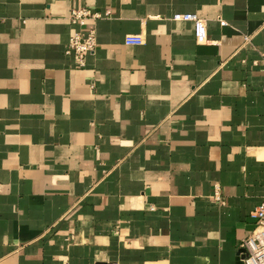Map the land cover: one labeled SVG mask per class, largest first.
Wrapping results in <instances>:
<instances>
[{
  "label": "crops",
  "instance_id": "obj_1",
  "mask_svg": "<svg viewBox=\"0 0 264 264\" xmlns=\"http://www.w3.org/2000/svg\"><path fill=\"white\" fill-rule=\"evenodd\" d=\"M263 198L264 0H0V264H243Z\"/></svg>",
  "mask_w": 264,
  "mask_h": 264
},
{
  "label": "built area",
  "instance_id": "obj_2",
  "mask_svg": "<svg viewBox=\"0 0 264 264\" xmlns=\"http://www.w3.org/2000/svg\"><path fill=\"white\" fill-rule=\"evenodd\" d=\"M110 12L103 13L92 11L90 8L81 7L72 9L68 16L71 25L76 26V30L70 36L68 43L64 49V55L72 57L75 66L81 68L85 64V58L92 54L96 47L95 30L92 27L83 28L88 21L95 22L97 20L109 17ZM175 19H188L193 22V36L197 43L206 42V27L202 19L190 14L186 16H175ZM224 25V22H220ZM249 38H245L248 42ZM213 199L221 206L224 202L219 196L218 187L213 188ZM256 220L255 227L252 232L242 240L240 244V253L243 264H264V198L251 214Z\"/></svg>",
  "mask_w": 264,
  "mask_h": 264
}]
</instances>
